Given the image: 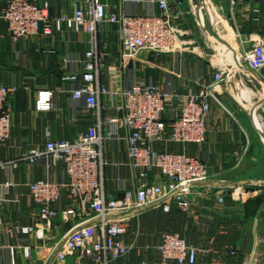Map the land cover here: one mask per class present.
Instances as JSON below:
<instances>
[{
	"label": "crops",
	"instance_id": "0c3cea01",
	"mask_svg": "<svg viewBox=\"0 0 264 264\" xmlns=\"http://www.w3.org/2000/svg\"><path fill=\"white\" fill-rule=\"evenodd\" d=\"M47 1L50 16L58 17L71 15L77 0ZM100 1L106 4L107 11L129 15L159 13L156 4L146 1ZM203 1L205 10L203 7L197 8L199 16L205 19L209 13L212 18L214 12ZM216 1L220 5L225 3L228 10L225 12L226 22L217 14L223 28L213 22L215 31L226 42L218 47L214 60L226 64L230 72L214 88L217 102H210L205 141L201 144L158 142L155 145L160 150L199 158L207 165L212 176L207 183L195 186L192 190L190 212L184 213L175 207L169 212L152 209L135 219H141V223L142 219H172L175 225L169 231L193 237L198 245L205 246L214 237L213 248L227 259L228 264H264V238L260 236L264 229V68L251 69L244 57L245 51L255 41H264V0H241L237 4H232L230 0ZM191 6L190 0H183L185 14L174 21L181 30L177 51L142 54L141 62L137 63L136 79L151 78L158 82L169 75L175 91L182 94L198 90L194 82L198 75L202 76L204 84L211 83L215 71L214 61L211 60L209 45L197 40L201 31L199 33L192 29L187 22L193 13ZM231 36L234 42H228ZM98 42L100 49L106 52V61L114 63L119 53L115 26L99 25ZM225 47H229L233 55H229ZM87 49L88 35L69 30L54 31L51 36L39 32L12 42L5 22L0 21V84L17 87L9 97L11 133L10 138L0 144L1 161L15 160L31 149H43L50 139L71 140L96 122L95 113L84 109L83 100L71 98L73 84L62 78L66 73L82 71V60ZM38 90L51 92L50 109L38 111L34 108ZM107 103L106 98L101 99L100 117L103 122L101 133H111V137L103 143V155L108 161L103 170L104 189L106 196L111 198L120 197L126 191H134L139 178L129 165L126 127L121 122H105L110 117L120 119L122 114L114 109H105ZM252 111L259 126L253 119ZM63 176L61 164L47 168L43 161H19L9 169H0V184L8 181L12 183L7 189L0 187V217L5 224L33 228L31 233L20 234L18 240L6 238L8 245L15 246V264H48L64 234L81 221L92 220L89 215L79 213L64 219L61 211L71 204L65 195L53 204L57 216L49 225L38 219L37 207L29 195L27 184L46 178L60 181ZM159 178L156 170H150L143 181L155 182ZM224 185H238L239 193L235 197L226 194L223 204H218L213 192ZM248 205L251 206L249 212ZM248 219H252L254 234L248 243V250H242L239 234ZM197 221L200 223L196 224ZM144 225L133 227L132 222L130 230L140 231V242H158L165 230L156 234ZM25 246L29 247L28 256L23 253ZM230 247L237 249L239 260L226 255L225 250ZM132 255L137 257L134 252ZM243 255L247 256L241 259ZM72 262L73 258L69 256L64 263L54 264ZM136 262L137 259L129 255L126 264ZM0 264H10V253L5 247L0 248Z\"/></svg>",
	"mask_w": 264,
	"mask_h": 264
},
{
	"label": "built area",
	"instance_id": "2783aa9c",
	"mask_svg": "<svg viewBox=\"0 0 264 264\" xmlns=\"http://www.w3.org/2000/svg\"><path fill=\"white\" fill-rule=\"evenodd\" d=\"M133 1L156 4L159 13L129 15L107 11L106 4L100 0H77L71 15L51 17L47 0H0V21L5 22L12 42L39 32L51 36L54 31L69 30L88 35L82 71L66 73L62 78L73 84L71 98L83 100L84 109L96 116V122L77 137L50 139L43 149H31L15 160H0V169H9L19 161H43L47 168L61 164L64 176L60 181L46 178L27 184L38 219L49 225L57 216L53 204L63 195L71 203L61 211L64 219L78 213L92 219L81 221L64 234L48 264L64 263L69 256L73 258L72 264H126L132 252L137 255L136 264H228L213 248L214 237L203 246L193 237L164 231L158 242H140V231L130 230L135 218L152 209L169 212L175 207L184 213L191 211L192 190L207 183L212 173L197 157L160 150L155 145L158 142L203 143L210 102H217L214 88L230 72L227 65L216 62L213 55L215 71L211 83L204 84L202 76L198 75L194 80L198 90L184 94L175 91L169 75L158 82L151 78L136 79L137 63L141 62L142 54L177 51L181 30L174 21L181 19L185 10L183 0ZM230 1L237 4L241 0ZM101 24L115 26L119 53L114 63L106 61V52L99 47L98 26ZM244 55L251 69L264 68V41H255ZM16 89L15 85L0 84V144L10 138L9 97ZM102 98L108 102L105 109L122 114L120 119L110 117L105 122H121L126 127L129 165L139 178L136 189L120 197L108 198L104 189L103 170L108 161L103 155V143L111 133H101ZM51 106V92L38 90L34 108L42 111ZM150 170L157 171L158 181H143ZM11 184L8 181L0 187L7 189ZM238 190V185H224L217 187L213 194L216 202L223 204L226 194L235 197ZM32 231L30 226L5 224L0 217V248L9 250L10 264H15V246L8 245L6 238L18 240L20 234ZM23 253L29 255L28 246L23 248ZM225 253L233 258L238 256L237 249L231 247Z\"/></svg>",
	"mask_w": 264,
	"mask_h": 264
},
{
	"label": "rangeland",
	"instance_id": "374dc122",
	"mask_svg": "<svg viewBox=\"0 0 264 264\" xmlns=\"http://www.w3.org/2000/svg\"><path fill=\"white\" fill-rule=\"evenodd\" d=\"M223 1V0H222ZM205 3L208 4V6L211 8V10L214 12V14H216V17L219 15V17L221 18V20L226 22V17L227 15H225V12L227 13V6L224 5L225 3L222 2L223 5H220V3L216 0H205ZM191 9L192 6H191ZM193 11V10H192ZM218 14V15H217ZM207 17H205L204 20H209L210 23L213 24L212 18L210 16L209 13L206 14ZM215 16V15H214ZM189 19H188V23L192 26V29H196L197 31H201V34H199V36L197 37V40L201 43H207L210 47V55L211 56H217L218 53V47L220 48V43L215 39V37H213L212 35H210L205 28L200 24L198 17L195 13V11L193 13H191V15H189ZM215 27V26H214ZM194 30V31H196ZM205 31V32H204ZM197 32H195L196 34ZM197 35V34H196ZM233 36H231L228 39V42H234L233 41ZM213 45V46H212ZM215 49V50H214ZM228 53V52H227ZM249 221H245V224H243V228L240 231V241H241V248L242 250H248V247L250 246V242L253 239L252 234H254V231L252 232V219H248ZM142 222L145 224V228H148L149 231H154V233L158 234L159 232L162 231H169L171 229L174 228V223L172 222V219H142ZM143 223H141V219H135L133 221V227H138L141 225H143ZM175 230V229H174ZM262 238H264V229H262L261 231V235ZM249 243V244H248ZM264 243V242H263ZM264 245V244H263ZM236 249V248H235ZM238 256L240 257V254H238ZM236 257L237 260H239V257ZM245 256L247 255H243L244 259ZM130 257H134L137 259V257L135 255H132V253L130 254ZM242 261V260H241Z\"/></svg>",
	"mask_w": 264,
	"mask_h": 264
},
{
	"label": "water",
	"instance_id": "95a60500",
	"mask_svg": "<svg viewBox=\"0 0 264 264\" xmlns=\"http://www.w3.org/2000/svg\"><path fill=\"white\" fill-rule=\"evenodd\" d=\"M191 1V4L193 5V7L195 8H199V7H204V1L203 0H190ZM205 30L210 34L212 35L213 37H215V39L217 41H219L220 43L222 44H226V42L218 35V33L212 28L211 24L209 22H205L204 25H202ZM252 116H253V119L254 121L256 122V116H255V113L254 111H252Z\"/></svg>",
	"mask_w": 264,
	"mask_h": 264
},
{
	"label": "bare ground",
	"instance_id": "6f19581e",
	"mask_svg": "<svg viewBox=\"0 0 264 264\" xmlns=\"http://www.w3.org/2000/svg\"><path fill=\"white\" fill-rule=\"evenodd\" d=\"M192 7H193V5H192ZM203 8H204V7H203ZM203 8H202V10H203ZM193 9H194V11H195V13H196V15H197V17H198V20H199V22H200L201 25H204L206 21L210 23L209 20H204V19H202V18L199 16L200 14L198 13V9H197V8L193 7ZM204 10H205V8H204ZM212 21H213L214 24H216L218 27L223 28V24L221 23V21H220V19L218 18V16L216 17V14H215V16H212ZM210 24H211L212 28L214 29L212 23H210ZM214 30H215V29H214ZM204 32H205V31H204ZM228 39H229V37H228ZM231 44H232V43H231ZM220 45H222V43H220ZM221 47H222V46H221ZM224 50L227 51V52H229V53H228L229 55H233L232 52H230L229 47H225ZM255 123L257 124V126H259V121H258L257 119H256V122H255ZM263 210H264V209H263Z\"/></svg>",
	"mask_w": 264,
	"mask_h": 264
},
{
	"label": "trees",
	"instance_id": "16d2710c",
	"mask_svg": "<svg viewBox=\"0 0 264 264\" xmlns=\"http://www.w3.org/2000/svg\"><path fill=\"white\" fill-rule=\"evenodd\" d=\"M249 206V205H248ZM251 211V206H249L248 212Z\"/></svg>",
	"mask_w": 264,
	"mask_h": 264
}]
</instances>
